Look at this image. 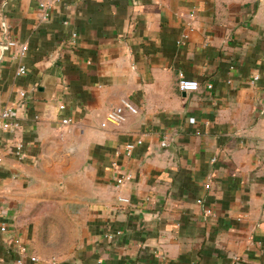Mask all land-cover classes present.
Instances as JSON below:
<instances>
[{"label":"crops","instance_id":"1","mask_svg":"<svg viewBox=\"0 0 264 264\" xmlns=\"http://www.w3.org/2000/svg\"><path fill=\"white\" fill-rule=\"evenodd\" d=\"M6 107L0 264H264V0H0Z\"/></svg>","mask_w":264,"mask_h":264},{"label":"built area","instance_id":"2","mask_svg":"<svg viewBox=\"0 0 264 264\" xmlns=\"http://www.w3.org/2000/svg\"><path fill=\"white\" fill-rule=\"evenodd\" d=\"M41 7L46 6V4L41 3ZM74 37V35H73ZM5 45L9 47H17L18 48V53L23 54L27 48L26 45L18 43L15 40L12 39H5ZM26 71V68L24 66H20L18 68L17 73L18 74H24ZM257 79V76H254L252 78V82ZM177 87L182 90V91H196L199 88V83L196 80H191V79H186L183 77V75H179L177 79ZM208 87H211L209 84ZM63 105H60L59 108L63 109ZM138 112V109L135 105H133L128 99L126 98H121L119 100V103L117 105H114L110 107L104 116L103 121L101 122V126L105 127L107 124H120L123 122L126 118L127 113L130 114H136ZM72 123V119L69 117H63L61 118V124L63 125H69ZM18 127L17 122L14 120L13 114H12V109L10 107L4 108L1 113H0V134L1 132H6V131H13ZM142 140L139 138L136 140L135 143H129L126 145L125 149L126 152L129 153L136 144H140ZM161 145H166L165 140L161 142ZM23 144L19 141L16 142L15 144V153L18 158H21L23 156ZM2 160V150L0 148V162ZM131 178L130 174L128 173H123V172H117L116 176L114 178L115 184L116 185H121L125 183L127 180ZM208 187V184L206 185ZM117 200L122 203V204H129V199L127 197L123 196H118ZM200 202V200H198ZM206 213L210 214V209H206ZM1 231H5L6 228L5 226L0 227ZM12 242L16 245V250L19 254V256L15 259V264H24L23 261V255L25 254L26 248L22 241L18 237H13ZM30 262H37L39 261V258L36 256H29ZM44 264H58V260L55 257H49L44 260H42Z\"/></svg>","mask_w":264,"mask_h":264},{"label":"rangeland","instance_id":"3","mask_svg":"<svg viewBox=\"0 0 264 264\" xmlns=\"http://www.w3.org/2000/svg\"><path fill=\"white\" fill-rule=\"evenodd\" d=\"M49 257H55V258H57L56 254H52V255H50ZM49 257H48V258H49Z\"/></svg>","mask_w":264,"mask_h":264}]
</instances>
